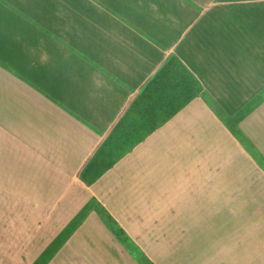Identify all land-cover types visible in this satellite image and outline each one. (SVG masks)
I'll list each match as a JSON object with an SVG mask.
<instances>
[{"label": "crops", "instance_id": "obj_1", "mask_svg": "<svg viewBox=\"0 0 264 264\" xmlns=\"http://www.w3.org/2000/svg\"><path fill=\"white\" fill-rule=\"evenodd\" d=\"M172 56L208 101L122 155L119 133L84 181ZM234 129L264 158V0H0V264H138L105 216L152 264H264V169Z\"/></svg>", "mask_w": 264, "mask_h": 264}, {"label": "trees", "instance_id": "obj_2", "mask_svg": "<svg viewBox=\"0 0 264 264\" xmlns=\"http://www.w3.org/2000/svg\"><path fill=\"white\" fill-rule=\"evenodd\" d=\"M201 93V94H200ZM202 95L208 101L207 93L203 91L197 78L188 70V68L176 57H170L154 77L147 83L138 97L130 104L128 110L118 122L116 128L111 133L110 138L104 143L97 154L92 158L84 173L82 179L92 183L113 163L107 161L105 154L112 150V143L121 132H130L134 134V139L130 145L123 150H129L135 143L143 139L147 134L166 122L177 111L189 103L197 95ZM249 107L246 106L238 116L244 115ZM218 115L223 118H229L221 108L216 110ZM239 117H236L238 119ZM236 137L250 150V153L264 169V158L256 150L248 139L238 130L234 129ZM89 206H86L76 217V222L81 220ZM108 217V218H107ZM105 216L104 221L112 233L117 237L121 244L132 254L139 264H152V262L143 255L138 246L132 241L128 234L121 228L110 216ZM48 260L43 255L34 264H45Z\"/></svg>", "mask_w": 264, "mask_h": 264}, {"label": "rangeland", "instance_id": "obj_3", "mask_svg": "<svg viewBox=\"0 0 264 264\" xmlns=\"http://www.w3.org/2000/svg\"><path fill=\"white\" fill-rule=\"evenodd\" d=\"M120 242V241H119ZM121 243V242H120ZM139 264V263H138Z\"/></svg>", "mask_w": 264, "mask_h": 264}]
</instances>
